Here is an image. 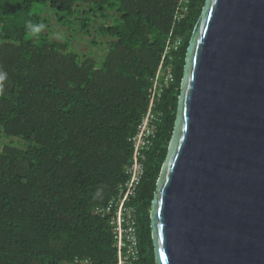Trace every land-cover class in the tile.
<instances>
[{
	"label": "trees",
	"instance_id": "trees-1",
	"mask_svg": "<svg viewBox=\"0 0 264 264\" xmlns=\"http://www.w3.org/2000/svg\"><path fill=\"white\" fill-rule=\"evenodd\" d=\"M0 0V264H116L106 216L94 212L122 183L131 137L151 101L159 116L131 204L139 258L156 264L151 202L174 131L184 59L205 0ZM54 22L104 44L101 58L52 37ZM41 25L31 33L27 23ZM47 28V29H46ZM170 42L165 50L167 39ZM180 37L181 43H173ZM100 38V40H99ZM171 72L174 80H163Z\"/></svg>",
	"mask_w": 264,
	"mask_h": 264
},
{
	"label": "water",
	"instance_id": "water-1",
	"mask_svg": "<svg viewBox=\"0 0 264 264\" xmlns=\"http://www.w3.org/2000/svg\"><path fill=\"white\" fill-rule=\"evenodd\" d=\"M150 225L156 264H264V0H205Z\"/></svg>",
	"mask_w": 264,
	"mask_h": 264
},
{
	"label": "built area",
	"instance_id": "built-area-1",
	"mask_svg": "<svg viewBox=\"0 0 264 264\" xmlns=\"http://www.w3.org/2000/svg\"><path fill=\"white\" fill-rule=\"evenodd\" d=\"M189 0H178L173 14V20L181 17L188 9ZM183 11L180 12V11ZM170 35L167 39L164 52L167 50L170 42ZM181 43L180 37H177L173 43L177 47ZM158 73L154 79V85L151 89L150 105L137 126V131L130 138L133 142L131 161L125 165V180L120 183L117 190L106 204L94 209V212L106 216L111 227L113 235V245L116 251V264H135L139 258V242L137 234V214L135 207L131 204V199L135 197L137 186L139 185L144 172L145 150L153 144L156 138L157 122L159 116L152 111L153 97L156 91ZM174 77L168 71L164 77V84L169 85ZM70 264H91L90 259L75 255Z\"/></svg>",
	"mask_w": 264,
	"mask_h": 264
},
{
	"label": "rangeland",
	"instance_id": "rangeland-1",
	"mask_svg": "<svg viewBox=\"0 0 264 264\" xmlns=\"http://www.w3.org/2000/svg\"><path fill=\"white\" fill-rule=\"evenodd\" d=\"M40 16L42 19H46L48 21L47 24L49 26L52 25L50 28H46L52 37L66 38L69 35V37L71 38V47L76 51L85 52L86 54H89L91 56L101 58V55L105 49V45L103 43L93 44L87 35H84L77 31H70L66 28L65 25L55 23L53 19V13L47 8H44L42 10ZM2 140L7 139L0 135V141Z\"/></svg>",
	"mask_w": 264,
	"mask_h": 264
},
{
	"label": "clouds",
	"instance_id": "clouds-1",
	"mask_svg": "<svg viewBox=\"0 0 264 264\" xmlns=\"http://www.w3.org/2000/svg\"><path fill=\"white\" fill-rule=\"evenodd\" d=\"M41 25H32L31 22L29 21L27 23V28L30 30L31 33H38L41 30ZM7 79V73L0 71V94H3V84L2 82Z\"/></svg>",
	"mask_w": 264,
	"mask_h": 264
}]
</instances>
